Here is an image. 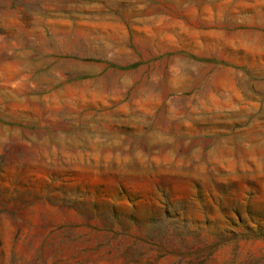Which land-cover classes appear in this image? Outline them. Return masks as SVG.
<instances>
[{
  "label": "rangeland",
  "instance_id": "374dc122",
  "mask_svg": "<svg viewBox=\"0 0 264 264\" xmlns=\"http://www.w3.org/2000/svg\"><path fill=\"white\" fill-rule=\"evenodd\" d=\"M0 264H264V0H0Z\"/></svg>",
  "mask_w": 264,
  "mask_h": 264
}]
</instances>
